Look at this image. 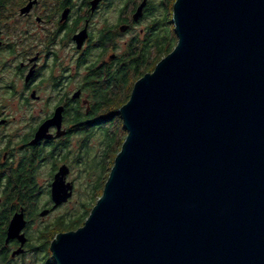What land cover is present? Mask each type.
I'll list each match as a JSON object with an SVG mask.
<instances>
[{
  "label": "water",
  "instance_id": "1",
  "mask_svg": "<svg viewBox=\"0 0 264 264\" xmlns=\"http://www.w3.org/2000/svg\"><path fill=\"white\" fill-rule=\"evenodd\" d=\"M172 14L177 44L118 109L125 139L84 223L51 240L56 264H264V0H175ZM24 225L14 215L7 239L23 245Z\"/></svg>",
  "mask_w": 264,
  "mask_h": 264
},
{
  "label": "flooded vegetation",
  "instance_id": "2",
  "mask_svg": "<svg viewBox=\"0 0 264 264\" xmlns=\"http://www.w3.org/2000/svg\"><path fill=\"white\" fill-rule=\"evenodd\" d=\"M144 9L129 22L125 0H99L94 8L92 0H0V255L8 256L5 264H21L42 249L43 231L33 234L31 226L71 202L75 184L69 178L77 170L82 131L92 125L98 93L113 99L123 93L124 54L134 37L124 42V34L141 23ZM107 70L119 72L120 80L101 82ZM52 119L46 136L36 139ZM62 166L72 196L54 207L52 182ZM43 210L48 213L41 216ZM20 213L23 245L18 237L7 239L9 224ZM70 213L72 221L76 212Z\"/></svg>",
  "mask_w": 264,
  "mask_h": 264
},
{
  "label": "trees",
  "instance_id": "3",
  "mask_svg": "<svg viewBox=\"0 0 264 264\" xmlns=\"http://www.w3.org/2000/svg\"><path fill=\"white\" fill-rule=\"evenodd\" d=\"M169 1V8L164 15L162 11H160V18L155 16L156 12L161 8L163 9V1L161 0L159 3H157V10L153 8L154 1L153 0H147L146 7L144 9L145 17L149 16L151 18V21L149 24L144 26V34L143 36H134L133 39L130 41L129 46L126 49V52L124 54V64H123V71H122V79L123 81V88H124V94L123 99L121 100L122 103H125L129 96L132 84L140 78L143 74L147 72H151L156 65V63L164 57L166 54H168L177 44V36L175 31L173 30V22H172V5L175 0H168ZM137 0H125V8L128 9L130 6H134ZM162 3V4H161ZM159 4V6H158ZM155 5V6H156ZM155 10V11H154ZM167 18V21L164 20ZM171 20V21H170ZM167 24V25H166ZM167 26V27H166ZM106 76H104V72L100 75L99 80L102 82V80L106 77L108 79H113L115 82L117 80H120V73L119 72H112L110 70L105 71ZM113 102L109 100V98L106 95H101L98 93L94 106H93V112H92V118L93 127L98 125L100 121H105L111 116H116L118 119H121L119 117V114L117 113V106H115L114 109H112ZM114 107V106H113ZM110 116L107 117L106 113L108 111H112ZM122 122V119H121ZM120 120L118 123V126H120ZM88 133V132H87ZM89 134V133H88ZM127 132L124 133V136L122 138L117 137V147L113 151L114 153L111 156V159L109 161V166L106 170V174H103V177H99L96 179V171H94L92 168L90 169L88 165L86 164L89 153L91 152L89 149H87V143L92 137V135L89 134V136L82 135L83 142L80 146L81 149L78 150L77 154V168L79 171V174H81L80 179L85 183V191L91 190L93 188L95 195L93 197V202L90 204H87L83 201L78 202L79 208L76 211L75 219L72 221H69V216H67L68 221L64 222L63 219H60L58 222L51 224L48 228L43 230V233L40 236V240H42L43 245H48L49 241L53 240L56 235L60 232H65L69 230H74L81 226L85 219L88 217L93 205L95 204L98 197L101 196L104 184L108 178V175L110 173V170L114 164V158L118 154V152L121 149L122 143L125 139V135ZM99 140V139H98ZM100 142V140H99ZM103 146V144L101 145ZM103 148V147H102ZM96 182L99 183L98 186H96ZM96 187V188H95ZM2 241L0 240V248L2 245ZM47 246V247H48ZM50 251V249H49ZM51 255V252H49ZM8 261V256L6 254L0 255V264H5Z\"/></svg>",
  "mask_w": 264,
  "mask_h": 264
},
{
  "label": "rangeland",
  "instance_id": "4",
  "mask_svg": "<svg viewBox=\"0 0 264 264\" xmlns=\"http://www.w3.org/2000/svg\"><path fill=\"white\" fill-rule=\"evenodd\" d=\"M141 1L142 0H137L134 6H130L128 9L125 8V15L126 17H128L129 22H131L132 14L135 8L137 7V5ZM153 1H154V3H152L153 8L157 10L156 4L159 3L161 0H153ZM162 1L164 2L163 9L161 10L160 8L155 14V16H157L158 18H160L161 15H164V13L168 10L169 5H170L168 0H162ZM115 6H116V3H115ZM160 11H162L163 14L160 15L159 14ZM164 20L167 21V18H165ZM150 21H151V18L147 16L141 21L140 24L133 27L129 32L128 31L125 32L124 42L129 40L130 37H133V36H137V35L143 36L144 34L143 28L145 25L149 24ZM174 29H175V26L173 27V30ZM132 87H133V84H132ZM132 87H131V90H132ZM123 94H124V88H123V93L120 94L119 97H115L114 99L108 97L109 100L113 102L112 109H114L115 106L117 105H118L117 109H119L124 104L121 102V100L123 99ZM111 112H113V110L108 111L106 113V116L109 117ZM119 120L121 122V119H118L116 116H111L105 121H100L98 125L94 127L93 125H91L86 130L82 131V135H86V136H89V134L92 135V137L87 143V149H89L91 152L89 153V157H88L86 164L88 165L90 169L92 168L94 171H96V179H98L99 177L102 178L103 174H106V170L109 166V161L111 159L112 154L114 153L113 151L117 147L116 138L117 137L122 138L124 136V133L126 132L123 128V121L120 123V126H118ZM98 139L100 140V142ZM102 144L103 146H101ZM80 176L81 174H79V171L77 168V170L72 173V177L69 178L70 180L72 179L75 184L74 196L72 197L71 202L49 213L46 217L40 218L39 220H37V222L31 226V231L33 232V234H35L36 233L35 231H37L38 229L43 231L44 229L48 228L58 218L63 219L64 222H67L68 221L67 216L72 214L70 212L72 211L76 212L77 209L79 208L78 202L83 201L87 204H90L91 202H93V197L95 195V192H94L95 189L93 190L92 188L91 190L89 189L88 191H85V183L81 181ZM42 178L45 183L49 180L48 175H45V174L43 175ZM98 185L99 183L96 182V186ZM50 242L51 241H49L48 243L50 244ZM33 244L35 245V243ZM47 246L48 245H43L42 249H39L33 254H29L28 256H26V258L21 262V264H56L52 258V255L49 254V252L51 251H49V246L48 247Z\"/></svg>",
  "mask_w": 264,
  "mask_h": 264
}]
</instances>
